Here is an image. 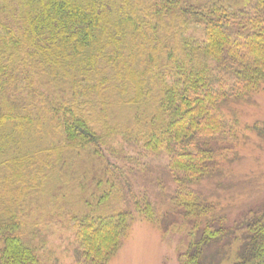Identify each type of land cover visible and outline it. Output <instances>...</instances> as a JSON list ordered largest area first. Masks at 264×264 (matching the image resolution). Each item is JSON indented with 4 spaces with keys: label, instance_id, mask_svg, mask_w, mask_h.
<instances>
[{
    "label": "trees",
    "instance_id": "obj_1",
    "mask_svg": "<svg viewBox=\"0 0 264 264\" xmlns=\"http://www.w3.org/2000/svg\"><path fill=\"white\" fill-rule=\"evenodd\" d=\"M263 90L264 0H0V264H47L54 225L108 264L136 220L178 264H264V203L228 226L211 199Z\"/></svg>",
    "mask_w": 264,
    "mask_h": 264
},
{
    "label": "rangeland",
    "instance_id": "obj_2",
    "mask_svg": "<svg viewBox=\"0 0 264 264\" xmlns=\"http://www.w3.org/2000/svg\"><path fill=\"white\" fill-rule=\"evenodd\" d=\"M187 35L200 37L201 30L199 27L191 28ZM254 102V105H232L239 120V126L235 131L246 137L245 146L238 149L240 154L238 160L231 164H223L225 180L231 186L228 189H216L215 195L211 197L212 200L219 202V208L222 207L228 226L233 225L248 211L260 208L264 203V138L243 129L245 125H252L255 122L264 127V90L255 97ZM225 120L229 125L232 123L227 111ZM120 144L129 155L136 156L139 151L143 152L141 161L153 167L168 162L163 152L146 153L139 147L134 149L127 147L120 140L115 142L116 146ZM205 186L208 193L214 190L212 184ZM183 238V234L172 232L163 236L156 227L136 220L128 239L108 264H178V249H181ZM75 247L72 232L54 225L46 231V245L42 253L45 254L47 264H75L73 258ZM213 253V248L206 251L207 256H212Z\"/></svg>",
    "mask_w": 264,
    "mask_h": 264
}]
</instances>
